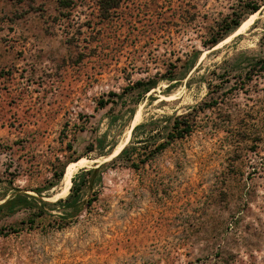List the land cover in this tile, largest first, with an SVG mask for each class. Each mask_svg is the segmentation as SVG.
Here are the masks:
<instances>
[{"label": "rangeland", "instance_id": "obj_1", "mask_svg": "<svg viewBox=\"0 0 264 264\" xmlns=\"http://www.w3.org/2000/svg\"><path fill=\"white\" fill-rule=\"evenodd\" d=\"M95 1L0 0V204L15 188L64 198L81 168L125 145L152 149L151 120L164 132L210 96L222 103L145 163L106 167L65 226L51 206L32 227L28 209L0 212V264H264V4L207 48L229 0H198L207 17L180 25L176 1L124 0L106 19ZM193 51L184 78L162 79L181 77ZM153 77L150 91L132 88Z\"/></svg>", "mask_w": 264, "mask_h": 264}, {"label": "trees", "instance_id": "obj_2", "mask_svg": "<svg viewBox=\"0 0 264 264\" xmlns=\"http://www.w3.org/2000/svg\"><path fill=\"white\" fill-rule=\"evenodd\" d=\"M72 1L73 0H60L61 5L63 7H68V8L72 6L71 5ZM174 1H176L177 4L176 7L178 12L177 20L179 25L187 23L189 19L197 20L202 17H207L206 14H203L205 16L200 15V6L198 4V0H165L166 2L165 5H167L168 8H171V5L173 4ZM123 2L124 0H96L95 4L98 8L101 19H106L109 18L112 15V13H115L119 8H121ZM228 3H229V5L227 6L228 12L220 13L219 18H217V20H215L211 25V27L208 29L207 31L208 36H206L204 40H202L203 47L210 48L216 45L217 43H219L229 33H231L236 28H238L242 20L248 14H253L257 12L264 4V0H229ZM150 5L153 8L158 7L155 0H153L150 3ZM190 10H192V12H190ZM171 22H167L168 27L171 26L170 24ZM186 55L188 56V58L186 60L181 61V71L179 73L181 77H176L175 75H171V76L163 75L162 79L171 82L184 78L188 73V71L194 66V62L199 55V51H193L192 53H190V55L189 54ZM250 73H251V68H249V72L246 71L244 73V78L249 80V78H251L249 77ZM158 79L160 78H154V77L148 78L146 81L137 80L133 84L132 88H140L141 92L146 93L150 91L152 88L156 87L158 83ZM208 88H209V84H208ZM209 100L210 101L208 102H203L201 104L193 106L187 112L169 118L168 122L162 126L165 128L164 132L160 131V125L158 123L160 120H162V118L151 120L149 125L155 127L154 128L155 133L153 134V137L157 138L154 147L152 149H147V148L142 149V147H137L135 145H125L121 150H119V153L109 162H104L96 167L81 168L79 173L72 176L71 186L68 189L69 193L64 198H58L53 202H48L42 200V197L39 194H38L39 197L35 199L34 196H31L26 193H22L20 188H15L11 196L0 204L1 214L4 213L10 215L15 211V209H20V208L28 209L31 218H29V221H27V223L29 224L30 227H32L34 223V219L38 217H42L45 214L44 207L51 206L59 209L60 214H58L57 217L61 224L60 227L65 226L67 224V221H70L71 218L78 216L84 210L85 207H87L92 203L94 198L85 199V194L88 191V189L93 188L96 178L101 177L102 172L106 167L108 166L137 167L145 163L146 159H148L149 157H152L153 155L166 149L172 142L176 140H182L185 137L189 136L198 127L197 124H198L199 114L203 113L205 109H212L213 107H216L218 104L222 103L220 102L221 100L218 101V96L217 97L210 96ZM108 102H109L108 99H106L105 101L101 100L100 105L103 107ZM232 104L233 102L231 101H229V104H227L229 113L232 109ZM145 126L147 125L144 123L138 124L134 127L133 131ZM263 129H259L257 130V132H255L256 135H258V137L263 136ZM228 132H230V134L232 133L231 135L235 137L233 142L239 144L242 135L241 132H239L238 130L232 127ZM142 141L143 140H137L136 142H142ZM76 160L77 159L73 161ZM69 162L71 161L64 162L60 170L58 172L53 173V177L55 181L62 178L65 172L64 168ZM35 191L37 193H41V190L35 189ZM35 200L39 202L40 204L39 206L37 205ZM2 230L3 228L0 227V231Z\"/></svg>", "mask_w": 264, "mask_h": 264}, {"label": "bare ground", "instance_id": "obj_3", "mask_svg": "<svg viewBox=\"0 0 264 264\" xmlns=\"http://www.w3.org/2000/svg\"><path fill=\"white\" fill-rule=\"evenodd\" d=\"M247 24H248V21H245V22L242 24V26L239 28V30L245 28V27L247 26ZM239 30H238V31H239ZM120 146H121V145L117 146L115 150H118V148H119ZM61 191H62V189H61Z\"/></svg>", "mask_w": 264, "mask_h": 264}]
</instances>
